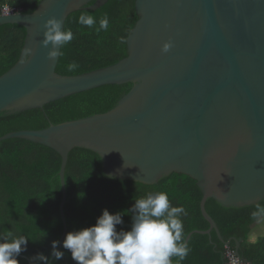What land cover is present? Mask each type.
I'll use <instances>...</instances> for the list:
<instances>
[{
    "label": "water",
    "instance_id": "1",
    "mask_svg": "<svg viewBox=\"0 0 264 264\" xmlns=\"http://www.w3.org/2000/svg\"><path fill=\"white\" fill-rule=\"evenodd\" d=\"M108 1L42 0L31 14L0 15V27L26 31L18 62L0 77V113L42 109L100 87L132 84L107 113L10 133L0 142L21 139L60 156L59 241L67 233L65 171L77 148L98 154L111 179L155 185L182 174L195 180L210 228L185 240L214 231L223 241L206 210L208 200L236 209L264 201V0H136L138 20L126 41V58L78 76L57 74L61 55L48 59L52 46L41 45L44 23L55 17L65 30L71 14L96 11ZM166 43L172 47L163 52ZM25 49L32 50L27 64ZM232 242L245 262L242 239L225 244Z\"/></svg>",
    "mask_w": 264,
    "mask_h": 264
},
{
    "label": "trees",
    "instance_id": "2",
    "mask_svg": "<svg viewBox=\"0 0 264 264\" xmlns=\"http://www.w3.org/2000/svg\"><path fill=\"white\" fill-rule=\"evenodd\" d=\"M42 0H0V15L8 7L15 13L31 14ZM136 0H109L96 11L83 10L71 14L65 30H71L73 40L61 50L56 73L72 77L117 64L127 56L126 41L138 17ZM94 2L87 5L90 7ZM92 15L97 23L88 28L78 23L82 14ZM107 14V31H96L99 19ZM26 31L18 25L0 27V77L19 60ZM123 41V42H122ZM76 62L79 67L68 72L66 66ZM132 84L104 86L50 103L42 109L20 113H0V138L20 131H40L111 111L129 93ZM60 156L50 148L21 139L0 142V235L8 232L28 238V250L19 257L21 264H29L27 257L38 252L46 256L52 241L63 233L60 205L63 199ZM66 203L64 215L67 232L95 223L102 210L124 215V227H130L132 203L149 192H166L172 206H183L187 216H181L184 238L193 231H206L209 223L203 218L200 203L202 193L195 180L182 174H172L155 185L107 177L98 154L83 148L74 149L68 157L65 171ZM264 208V201L247 208H224L215 200L206 203V210L216 222L223 241L213 231L210 235L194 234L188 242V256L172 264H227L226 241L242 239L239 253L246 264H264V237L252 240L250 233L257 225L252 213ZM120 227V226H118ZM236 251L234 242L230 246ZM35 264H40L39 261ZM52 264H73L68 253Z\"/></svg>",
    "mask_w": 264,
    "mask_h": 264
},
{
    "label": "clouds",
    "instance_id": "3",
    "mask_svg": "<svg viewBox=\"0 0 264 264\" xmlns=\"http://www.w3.org/2000/svg\"><path fill=\"white\" fill-rule=\"evenodd\" d=\"M78 23L92 28L96 19L82 13ZM96 31H107L109 18L107 14L99 19ZM45 31L41 45L52 46L48 59L55 60L62 49L71 43L73 33L64 30L62 21L49 18L43 25ZM123 42V41H122ZM172 45L166 43L162 51L167 52ZM32 56L31 49H25L22 63L27 64ZM79 65L71 62L66 66L68 72H74ZM131 213L130 227L125 230L124 215L111 213L107 208L96 217L95 223L87 227L69 231L62 241L51 244V252L45 255L38 252L27 257L29 264H52L61 261L68 253L73 264H172V258L183 261L190 251L184 238L181 216H187L183 206L171 205L166 192H149L145 197L136 199L128 209ZM257 222L264 221V208L258 207L252 213ZM120 226V227H118ZM29 240L24 235L11 232L0 235V264H21L19 257L28 250ZM62 249V250H61Z\"/></svg>",
    "mask_w": 264,
    "mask_h": 264
},
{
    "label": "built area",
    "instance_id": "4",
    "mask_svg": "<svg viewBox=\"0 0 264 264\" xmlns=\"http://www.w3.org/2000/svg\"><path fill=\"white\" fill-rule=\"evenodd\" d=\"M14 11H11L8 7L3 8L2 15H10L14 14ZM225 257L228 261L227 264H246V262H243L240 260V258L237 256L236 251H233L228 246L226 247Z\"/></svg>",
    "mask_w": 264,
    "mask_h": 264
},
{
    "label": "rangeland",
    "instance_id": "5",
    "mask_svg": "<svg viewBox=\"0 0 264 264\" xmlns=\"http://www.w3.org/2000/svg\"><path fill=\"white\" fill-rule=\"evenodd\" d=\"M263 235L262 237H259ZM250 237L252 238V240H256L258 238H263L264 237V224L263 226L258 225L255 228H252V231L250 233Z\"/></svg>",
    "mask_w": 264,
    "mask_h": 264
},
{
    "label": "crops",
    "instance_id": "6",
    "mask_svg": "<svg viewBox=\"0 0 264 264\" xmlns=\"http://www.w3.org/2000/svg\"><path fill=\"white\" fill-rule=\"evenodd\" d=\"M263 224H264V221H262V222H258L256 226H258V225L263 226ZM256 226H254V228H255ZM262 236H263V235H261V236H259V237H262Z\"/></svg>",
    "mask_w": 264,
    "mask_h": 264
}]
</instances>
